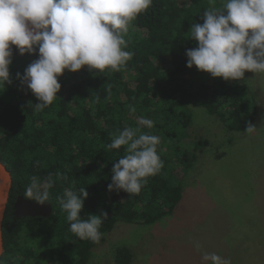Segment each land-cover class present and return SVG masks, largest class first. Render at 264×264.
I'll use <instances>...</instances> for the list:
<instances>
[{
    "label": "trees",
    "instance_id": "trees-1",
    "mask_svg": "<svg viewBox=\"0 0 264 264\" xmlns=\"http://www.w3.org/2000/svg\"><path fill=\"white\" fill-rule=\"evenodd\" d=\"M221 6V0L214 5L209 0H152L129 25L126 50L134 56L126 66L100 73L87 67L76 73L65 70L58 77V99L43 110L35 109L39 101L17 78V73L22 76L38 59V48L34 54L20 55L11 46L12 83L0 87V159L14 182L0 264H89L95 248L119 223L154 225L173 214L185 198L181 171H191L209 146L206 139L186 144L191 139L195 106L206 109L233 132H244L249 122L254 124L259 104L246 72L243 80L225 81L187 67L186 50L198 46L191 39V25L203 23L205 11ZM140 117L152 120L153 128L139 125ZM125 126L157 135L164 164L132 196L108 190L113 166L124 149L110 150L107 145ZM58 172L67 179H57ZM50 175L55 180L48 201L53 215L19 220L15 203L19 196L25 198L30 178L43 180ZM66 188L88 191L82 218L107 212L99 242L81 240L69 230L58 199ZM115 260L130 264L133 254L121 247Z\"/></svg>",
    "mask_w": 264,
    "mask_h": 264
},
{
    "label": "clouds",
    "instance_id": "clouds-1",
    "mask_svg": "<svg viewBox=\"0 0 264 264\" xmlns=\"http://www.w3.org/2000/svg\"><path fill=\"white\" fill-rule=\"evenodd\" d=\"M215 4V0H209ZM202 15L203 23L190 28L197 47L186 50L187 67L209 73L225 81L243 80L245 72L264 73V0H221ZM152 5V0H0V87L12 83V45L20 55L35 53L38 59L28 65L17 78L39 101L36 110H43L58 99L61 90L58 77L65 70L76 73L87 67L97 73L106 69L119 71L134 53L126 50L125 36L130 23ZM130 111L135 108L130 106ZM138 124L148 129L154 122L140 117ZM257 127L248 123L245 133ZM160 138L139 127L125 126L113 135L108 149H124L112 169L108 190H123L130 196L139 194L147 178L164 166L158 153ZM57 179L67 177L56 173ZM55 180L50 175L41 180L30 178L24 196L44 206L50 200ZM74 187V182H73ZM86 188H66L59 197L66 213L69 230L81 240L99 242L107 212L81 216ZM199 249V245H197ZM205 264H230L216 253L202 255Z\"/></svg>",
    "mask_w": 264,
    "mask_h": 264
},
{
    "label": "rangeland",
    "instance_id": "rangeland-1",
    "mask_svg": "<svg viewBox=\"0 0 264 264\" xmlns=\"http://www.w3.org/2000/svg\"><path fill=\"white\" fill-rule=\"evenodd\" d=\"M246 75L259 104L257 131H230L195 106L186 144L206 139L209 146L191 171H181L183 202L154 225L119 223L89 264H117L121 247L131 250L130 264H205V252L231 264H264V73Z\"/></svg>",
    "mask_w": 264,
    "mask_h": 264
},
{
    "label": "water",
    "instance_id": "water-1",
    "mask_svg": "<svg viewBox=\"0 0 264 264\" xmlns=\"http://www.w3.org/2000/svg\"><path fill=\"white\" fill-rule=\"evenodd\" d=\"M13 182L12 172L0 159V263L5 252L3 227L13 188ZM15 209L19 220L27 217L50 218L54 213L51 203L47 202L46 205L41 206L34 201L27 200L23 196L18 197L15 203Z\"/></svg>",
    "mask_w": 264,
    "mask_h": 264
}]
</instances>
